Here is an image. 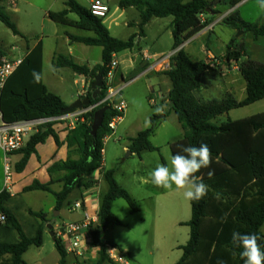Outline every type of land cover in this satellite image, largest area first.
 Instances as JSON below:
<instances>
[{
	"label": "trees",
	"instance_id": "trees-1",
	"mask_svg": "<svg viewBox=\"0 0 264 264\" xmlns=\"http://www.w3.org/2000/svg\"><path fill=\"white\" fill-rule=\"evenodd\" d=\"M244 1L190 0L185 3L184 0H121L119 4L122 10L135 8L139 12V28L142 34L144 26L153 19L173 17L172 50L177 52L173 57L171 70L163 74L171 83L168 101L171 111L176 114L181 124L183 139L172 145V154L181 152V145L199 147L201 143H206L212 153L210 167L201 169L197 173L208 185V192L200 201L190 202L191 219L183 224L190 228L189 240L186 245L179 247L182 256L176 264H220L221 261L223 264H243L239 256L240 250L234 249L231 244L233 231L260 235L262 239L259 243L264 249V235L261 232L264 226V113L244 120L228 119L221 124L214 123L220 116L227 115L232 110L253 105L264 99V64L250 59L244 44H239L236 48L230 46L226 59L229 65L239 64V72L247 83L246 98L237 101L229 95L221 100L203 101L196 94L204 85V76L210 72L217 73L218 66L211 60L195 62L182 48L185 42L210 25L211 20L202 22L203 16L219 15L221 11L216 8L217 6L226 5L229 8H235ZM66 6L67 8L61 12L49 13V18L55 23L68 25L71 24L68 21V15L76 14L79 21L73 26L93 31L96 36L94 38L70 36V39L88 46L101 47L102 64L89 69L76 64L69 57L58 56L55 60L56 66L69 68L92 80H95L98 75L106 76L113 56L123 51L133 50L137 35H132L127 40L117 39L110 34L104 19L94 17L89 9L82 7L75 0H68ZM0 21L14 35H21L3 7H0ZM222 23L231 29L251 33L255 40L264 37V24L250 23L237 11L225 16ZM235 41L233 39L230 45H235ZM3 54L0 47V55ZM244 57L247 59L242 61ZM33 70L43 73L42 44L37 45L23 59L22 64L5 86L0 107L4 120L8 123L65 115L63 110L67 105L60 96L48 91L43 78L39 84L33 82ZM105 94L106 89L103 88L101 96L95 100L92 99L91 105L99 103ZM102 107L88 114L86 123L77 127L84 136L80 158L55 164L49 169L51 176L56 171L65 172L61 179L64 183L63 190L57 193L49 185L35 182L27 187L25 192L42 191L53 195L56 200V210L59 211L68 203V198L84 179L96 171L103 170L104 139L111 133L109 123L117 113L112 109L106 111L103 126L94 138L91 135L94 114ZM167 117V113L152 115L151 127L130 139L129 151L136 154L145 151L158 152L159 149L152 144L151 138L157 124ZM53 126L54 124H49L40 129L30 138L25 148L18 152L22 158L15 166L17 173L24 171L31 156L37 154L36 147L44 144L50 136L58 145L60 144ZM209 171L214 172L211 178L207 175ZM114 173L115 170L104 173L108 191L101 200L99 226L93 232L94 247L99 248L96 264H111L106 255V246L113 243L105 238V232L110 225H122L113 212L114 202L124 199L132 212L139 211L136 201L115 180ZM51 182H55L53 177ZM94 184V182H86L84 187L90 189ZM7 196L6 191L0 193V211L7 217L6 224L0 226V264H27L23 259L24 254L32 246L41 247L44 233L48 230L47 226L52 225V230L54 227L50 221H47L43 212H34L29 209V214L40 219L42 223L34 235L27 234L16 216L5 208ZM225 214L227 218L222 222L221 218ZM2 236L4 238H1ZM55 248L60 256L59 264H69V258L72 257L57 238ZM233 251L237 254L233 255ZM72 264L81 263L72 258Z\"/></svg>",
	"mask_w": 264,
	"mask_h": 264
},
{
	"label": "rangeland",
	"instance_id": "rangeland-1",
	"mask_svg": "<svg viewBox=\"0 0 264 264\" xmlns=\"http://www.w3.org/2000/svg\"><path fill=\"white\" fill-rule=\"evenodd\" d=\"M102 1L108 4L111 10L108 18L104 22L110 28L109 30L112 36L117 39L126 40L133 33L140 31L138 25L135 27L125 25L129 21L136 22L140 20L139 12L135 8L134 11H128L123 14V10L119 7L121 0ZM241 13L244 19L250 23H264V11L259 9L256 0H248L247 4L241 8ZM7 14L18 28L26 33L28 38L30 34H36L41 38L44 30H48L49 23L51 25H58L54 22L45 21L44 16L36 11L33 14L27 13L29 16L25 15V12L16 15V17L10 15L9 12ZM72 16L77 17L76 15ZM170 21H173V17L156 20L148 31V39L141 43L143 50L149 51L151 55L162 51L169 53L172 50L174 40L168 34ZM116 23L119 25L117 26ZM224 29L223 26H217L214 32L198 40L196 45H208L213 50L215 37H220L223 40L226 38L227 34L224 33ZM158 36H160V40L154 43ZM234 36L235 38L243 39L249 50H252L253 45H257V47L264 46V37L255 40L251 33L244 34L243 31H236ZM18 45V39L12 31L0 21V47L2 49H8L9 51L13 46L18 48ZM49 46L46 45L47 57L53 48L52 46L50 49ZM59 49L62 50L61 52H66L67 47L61 45ZM98 49V52H87L86 60H89L93 65L96 62L101 63V52L100 48ZM136 52H139L138 49H136ZM3 53L7 55L6 52ZM14 54L20 57L23 56L19 49L12 53V55ZM206 54L203 53V56L205 57ZM49 64L47 61L45 66L46 82L49 89L58 91L57 86L65 87L67 91L74 89L73 81L69 78H66V81L55 79V83L52 84V79H49L52 73L47 72V66ZM137 67L140 66L138 65ZM141 71L138 68L135 71L125 73L124 82L126 85L124 83L117 85L115 81L117 86H123L122 98L127 103L128 109L124 114L123 121L117 124L115 133L105 142L103 153L105 169L115 170V180L136 201L139 211L136 213L132 212L130 206L124 199H119L114 202L113 212L121 221L122 225H110L106 229L105 238L128 253L133 264H176L182 256V251L179 250V247L186 245L189 240L190 228L182 224L191 219V203L183 197L182 191L175 190V186H173V189H165L152 183L149 173L158 164L170 166L169 156L173 155L172 145L182 139L183 130L176 114L171 111L170 106H163L165 99L168 98V90L171 89L170 80L165 75H157L152 72L138 78ZM218 71L220 72L222 70L218 68ZM222 74L224 73L222 72ZM60 93L64 94L62 90H60ZM196 95L203 101L221 100L228 96L227 86L223 78L216 77L213 73H207L204 76V85ZM65 98H68V96ZM157 108H161L163 111L165 110L168 114L165 120L157 124L155 133L151 138L152 144L159 151H145L141 154L133 153L129 155L130 139L135 138L139 132L151 127L150 118L152 115L158 113L156 112ZM239 111L244 112L242 115L238 114V116L247 118L264 113V100ZM235 113L233 112L231 114L232 118L236 117ZM226 121L227 115H223L216 119L214 123L221 124ZM125 147H128V149ZM16 159L18 157H14L12 161L14 162ZM3 169V156L0 153V189L4 180ZM107 188V182L102 180L100 184L101 198H103ZM160 198H163V200L166 199L167 202L157 206L155 201ZM81 199L79 188H77L69 202L70 204H74L75 201ZM21 201L24 205L37 212H49L50 208L55 205L53 195L42 191L27 193L22 197ZM153 207H178L179 218L183 221L181 225L174 224L169 219V210H160V215H165L163 219L165 220V224L161 229L159 237L155 239L156 241L153 240L152 231V225L156 216L153 212ZM58 212L54 211L50 214L56 216ZM18 219L24 232L29 235H34L40 220L29 216L26 212L20 213ZM59 219L65 223L74 220L68 210L67 204L63 207L62 216ZM1 238L4 237L2 236ZM72 258H69V264H72ZM23 259L27 264H59L60 256L49 231H46L44 234L43 245L41 247H30L26 254H24ZM96 262L97 259H90L88 262L86 261V264H96Z\"/></svg>",
	"mask_w": 264,
	"mask_h": 264
},
{
	"label": "crops",
	"instance_id": "crops-1",
	"mask_svg": "<svg viewBox=\"0 0 264 264\" xmlns=\"http://www.w3.org/2000/svg\"><path fill=\"white\" fill-rule=\"evenodd\" d=\"M67 1L68 0H0V7H3L7 12L10 13V15H14L15 17L16 15H20L23 12L26 13L25 15L29 16L27 13L33 14L36 11L44 16L43 18L45 21L53 22L49 18V13H58V12L65 10L67 8L66 6ZM75 1L82 7L89 9L91 3L95 0H75ZM189 1L190 0L188 1L184 0L185 3ZM206 1L214 2L216 0H206ZM247 2L248 0H245L244 2L240 3L235 8H229L226 5L217 6L216 8L221 11L219 15L212 14L210 16H203V19L205 21L211 20L210 25H214L213 29L211 30L204 29L202 32L198 33L197 35H195L194 37H192L190 40H188L182 45V48L186 51V53L189 55V57L193 61L198 62V61L211 60L213 61L214 65L218 66V68L222 70L220 72L218 71L217 73H213V72H210V73H213L214 76L216 77H221V79L222 78L224 79L225 85L227 86L228 96L229 95L232 96L237 101H242L246 98L247 83L239 72V64L232 63L229 65V63L227 62L226 54L230 52L229 47L231 46L233 48H236L237 45L244 44L248 57H250V59L252 60H255L257 62L264 64V46L257 47V45H253L252 50H249L248 46L246 45L243 39L235 38L234 34L237 30L231 29L222 23L223 18L234 11H237L239 15L244 19L241 13V8L245 4H247ZM134 10H135L134 8H129V9L123 10L122 12L123 14H125L128 11H134ZM72 15H76V14L70 13L68 15V21L71 24L62 25V24H58L54 22L55 24H58L59 25L58 26V25H51V23H49L48 30H44L43 32L44 34H42L41 38L38 37L36 34H33V35L30 34L28 38L26 36V33L22 32L21 29H19L18 26L16 25L18 30L21 33L20 36L15 35V37L18 39V44H19L18 48L13 46L9 51L8 49L1 48V50L3 52H6L7 55H9L11 58L24 59L28 54H30L31 51H33L36 48L37 45L42 44L43 45V83L48 89V91L60 96L67 106L71 105L76 100H78L80 97L84 96L87 91L88 83L93 82L94 80H92L91 78H87L84 75L77 74L69 68H58L55 64L56 58L58 56H66L72 59L76 64L80 66H86L89 69H92L102 64V48L101 47L88 46L82 43L74 42L70 39V36L89 37V38H94L96 36L93 31L82 30L76 26H73L74 23H77L79 21V17L77 15H76L77 17H73ZM211 17L213 18L211 19ZM156 20H163V19H153L152 21H150L146 26H144L143 34L140 31L132 34V35H137L136 45L133 50L123 51L115 55L119 63V67L116 72V78H115L117 85H119L120 83L125 84L124 82L125 73L135 71L138 68L142 70L141 73L138 75V78L141 76L148 75L151 72L157 75H164L163 72L148 71V69L153 59L167 54L166 51L157 52L151 55L149 51L143 50V48L141 47V43L148 39V36H149L148 31L151 28V26L156 22ZM139 22L140 20L136 22L129 21L125 25H127L128 27H135L136 25L139 26ZM172 22L173 21H170V26H168V31H169L168 34L170 35L171 39H173ZM258 24H264V23H258ZM116 25L118 26L119 24L116 23ZM217 26H223V28H225L224 33L227 35H226V38H224V40L220 37H215V40H214L215 46L213 50L209 48L208 45H202V46L196 45V42L198 40L214 32ZM107 28L108 30L110 29L109 27ZM88 33L93 34V35H89ZM233 39L236 40L235 45H230ZM159 40H160V36L156 38V41L154 43H157ZM46 45H50L49 46L50 49L53 46L52 51L48 57H47ZM61 45H65L67 47L66 52H61L62 50L59 49V46ZM97 48H100L101 63L96 62V64L93 65L91 64L89 60H86L87 52L89 53H93L95 51L98 52L99 49L97 50ZM17 49H19L20 52L23 54L22 57L17 56L15 54L12 55V53ZM136 49H138L139 51L138 53L136 52ZM203 53H207L205 57L203 56ZM246 59L247 58L244 57L242 58V61H245ZM47 61L50 64L55 65L56 68L58 69V71L55 74H51V76H49V79L50 80L52 79L51 83L54 84L55 79L59 81H66V78H69V79H72L73 81L74 89L68 90L69 92L67 91L65 87H59V86H57L59 92L49 89V87L47 86L46 75H45V66H46ZM138 65L140 67H137ZM222 72L224 74H222ZM59 89L62 90L64 94H61ZM170 90L171 89L168 90V94ZM66 96H68V98H65ZM163 106L164 107L170 106L168 98L165 99ZM241 109L243 108L230 111L227 114V120L230 119L232 121H239V120L246 119L247 117L238 116V114L242 115L244 112V111H239ZM233 112H236L235 118L231 117V114H233ZM160 113H167V112L165 110L164 111L162 110ZM53 130L59 137L60 144L58 145L52 136H50L44 144H39L36 147L37 154H33L31 156L28 162V165L26 166L23 172L17 173L15 171V166L21 160L22 155L19 153H16L10 156V162L13 168L12 185L10 186V189H6L5 182L3 180L0 193H2L3 191L7 192L8 196L5 200V204H4L5 208L10 210L16 216L17 219H18V215L22 212H26L29 214L28 210L30 208L24 205L21 201L23 196H25L27 193H30V192H25V189L27 187H30L35 182H38L42 185H49V187L54 192H57V193L61 192L64 187V183L61 181V179L65 175V172L56 171L51 176L49 173V169L58 163L66 162L68 160H78L81 156L80 151L84 143V136L81 130L77 129V127L69 128L63 123L54 124ZM125 148L128 149V147H125ZM0 153L3 156L1 151ZM14 157H18V159H16L13 162L12 159ZM106 171L108 170L105 169V163L103 162L102 171L94 172L92 175L84 179L81 182V184L77 187L79 188V195L82 198L81 200H84L86 203L85 209L91 213L93 212L95 213V211L98 212V210L100 209V204L102 200L100 196L101 195L100 194V184L102 180H105L104 173ZM3 172H4V169H3ZM52 177L55 180V182H51ZM86 182H94L95 184L90 189H86L84 187V183ZM76 189L74 190V192L76 191ZM107 191H108V188L106 192ZM74 192L68 198V201H67L68 203H70L69 200L74 194ZM106 192L104 193V195L106 194ZM166 202H167L166 199L163 200V198H160L157 201H155V204L158 206ZM63 207L59 210L56 216H53L52 214H50V213H53L54 211H57L56 210V200H55V205L50 208L49 212H43L46 215L47 221H50L53 224L54 233L56 232L57 226L63 222L59 219L62 216ZM153 210H154L153 212L156 215L154 218V223L152 225L153 240L159 237L161 233V229L163 228V225L165 224V220H163L165 215L163 216L160 215V210L162 211L169 210L170 212L169 219H171V221H173L174 224L181 225L183 223V221L181 220V218H179V215H178V207H153ZM34 212H37V211H34ZM69 212L71 213V216L74 219L71 221H79L83 218L82 212H79V211H75V212L69 211ZM29 216L31 215L29 214ZM41 223L42 221L40 220V223L38 222L37 225L39 226L41 225ZM263 228L264 226L262 227L261 232L264 235ZM47 229H48V226H47ZM46 231H49V230H46Z\"/></svg>",
	"mask_w": 264,
	"mask_h": 264
},
{
	"label": "built area",
	"instance_id": "built-area-1",
	"mask_svg": "<svg viewBox=\"0 0 264 264\" xmlns=\"http://www.w3.org/2000/svg\"><path fill=\"white\" fill-rule=\"evenodd\" d=\"M89 10L94 17L107 19L110 14V7L102 0H95L91 3ZM202 22L205 20L201 18ZM214 25H209L205 29L211 30ZM171 51L161 57L153 59L148 71L166 72L172 68V60L176 54ZM147 59V58H146ZM23 59L11 58L9 55H0V100L2 93L9 78L16 72L22 64ZM119 63L116 56L109 65L107 75L104 76V86L106 89L105 97L97 104L90 105L83 109H78L57 118H39L34 120H23L15 123H8L4 120L0 107V151L3 154L4 182L5 188L10 189L12 185L13 168L10 162V156L20 152L27 145L30 138L38 133L40 129L49 124L63 123L69 128L78 127L86 123L87 115L102 106H108L117 113L109 123L111 133L106 136L104 143L115 133L117 124L122 122L124 114L128 107L122 98L123 86H117L115 83L116 72ZM126 85V83H125ZM102 88V90H103ZM153 101V100H151ZM104 150H102V154ZM84 200H77L74 204L68 203L69 211L82 212L83 218L79 221L69 223L62 222L56 228V238L61 245L76 261L85 264L86 261L98 259L99 248L93 244V232L99 226V212L91 213L85 209ZM7 222L6 215L0 211V226ZM106 255L111 264H133L130 255L120 249L118 246L108 244L106 246Z\"/></svg>",
	"mask_w": 264,
	"mask_h": 264
},
{
	"label": "clouds",
	"instance_id": "clouds-1",
	"mask_svg": "<svg viewBox=\"0 0 264 264\" xmlns=\"http://www.w3.org/2000/svg\"><path fill=\"white\" fill-rule=\"evenodd\" d=\"M260 10L264 11V0H256ZM58 71L55 65L49 64L47 72L55 74ZM33 82L39 84L43 78L40 71H32ZM157 108L156 112H161ZM181 152L169 156L170 166L158 164L150 173L152 183L165 189L182 191L183 197L192 202L200 201L208 192V185L203 182L202 177L197 173L201 169L209 168L212 162V153L206 143L197 146H180ZM209 178L214 172L207 173ZM227 214L221 218L222 222L226 220ZM262 237L256 233L241 234L233 231L231 235V244L234 249H239V256L243 264H264V249L259 241ZM233 255L237 253L233 251ZM220 264H223L221 261Z\"/></svg>",
	"mask_w": 264,
	"mask_h": 264
},
{
	"label": "water",
	"instance_id": "water-1",
	"mask_svg": "<svg viewBox=\"0 0 264 264\" xmlns=\"http://www.w3.org/2000/svg\"><path fill=\"white\" fill-rule=\"evenodd\" d=\"M104 86V76L103 75H98L93 82L88 83L87 91L84 96L80 97L78 100H76L74 103L71 105L67 106L64 110L63 113L67 114L72 111L78 110V109H83L85 107H88L92 103V99H97L98 97L101 96L102 93V88ZM109 110L108 106L102 107L98 111L95 112L94 114V119L93 123L91 126V135L96 138L97 133L99 129L103 126L104 118H105V113L106 111ZM46 130V129H44ZM128 154H132V152H128ZM58 214V213H57ZM48 230L50 231V235L53 238V241H56L55 233L52 230V225H48ZM105 231V229L103 230Z\"/></svg>",
	"mask_w": 264,
	"mask_h": 264
}]
</instances>
